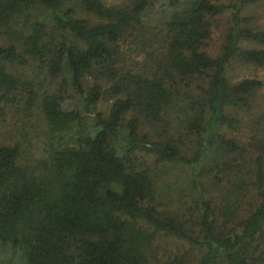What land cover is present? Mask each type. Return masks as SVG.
<instances>
[{
  "label": "trees",
  "instance_id": "obj_1",
  "mask_svg": "<svg viewBox=\"0 0 264 264\" xmlns=\"http://www.w3.org/2000/svg\"><path fill=\"white\" fill-rule=\"evenodd\" d=\"M261 1L0 0V124L17 115L21 135L0 139V246L21 264H264L263 83L226 76L264 67ZM32 119L46 127L28 162ZM165 164L189 170L185 208L154 201Z\"/></svg>",
  "mask_w": 264,
  "mask_h": 264
},
{
  "label": "rangeland",
  "instance_id": "obj_2",
  "mask_svg": "<svg viewBox=\"0 0 264 264\" xmlns=\"http://www.w3.org/2000/svg\"><path fill=\"white\" fill-rule=\"evenodd\" d=\"M105 3L119 2L121 0H102ZM250 9V8H249ZM249 13L253 14L257 22L264 21V0L259 2L255 7L249 10ZM229 26V16L228 13L217 17L211 28V35L207 39L202 47V49L210 55L218 54L220 47L224 41V33L226 28ZM226 76L230 82H234L245 77H254L262 81L263 86L257 91V101L264 99V67L254 66L251 64H246L242 62H235L229 68H227ZM108 105V99L103 98L98 104V108L104 110ZM35 112V111H34ZM166 114L171 119L168 122L170 128L175 127L176 111L169 109ZM165 114V115H166ZM18 116L15 115L10 117V113L6 114L4 122L0 124V139L7 138L10 143L17 138L19 133L14 129L20 125V121L17 120ZM19 119V118H18ZM45 127L43 122L40 123L35 120H31L27 125L25 131L26 138H20L19 142L21 144V154L22 159L28 162L37 156V151L40 146V140L43 138L45 133ZM167 128V130L172 131L173 129ZM8 130V133H7ZM248 128L245 126H240L237 130L231 131L232 136L238 137L241 141L247 142L248 138L251 136ZM24 139V141H23ZM139 159L140 162H144L149 165V158L143 157ZM158 167V165H156ZM160 166V165H159ZM156 167V168H157ZM154 168V167H153ZM150 170V172L153 170ZM153 173V172H151ZM188 177L189 170L182 168L179 165L165 164L158 169L157 175L154 176V198L161 206L167 207L169 209L185 208L188 205ZM213 189V187H211ZM185 245V246H184ZM155 252L158 254L166 255H186V253L193 257L197 256L198 253L193 250L190 254L189 247L186 244H181L173 239H163L157 238L154 242ZM21 260L14 250L10 249L7 244L0 246V263L1 264H21ZM190 262V261H189Z\"/></svg>",
  "mask_w": 264,
  "mask_h": 264
}]
</instances>
